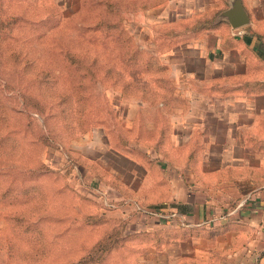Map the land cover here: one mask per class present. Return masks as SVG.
<instances>
[{
  "label": "rangeland",
  "instance_id": "1",
  "mask_svg": "<svg viewBox=\"0 0 264 264\" xmlns=\"http://www.w3.org/2000/svg\"><path fill=\"white\" fill-rule=\"evenodd\" d=\"M169 1L0 0V264H192L104 194L130 178L109 146L141 152V100L170 99Z\"/></svg>",
  "mask_w": 264,
  "mask_h": 264
},
{
  "label": "crops",
  "instance_id": "2",
  "mask_svg": "<svg viewBox=\"0 0 264 264\" xmlns=\"http://www.w3.org/2000/svg\"><path fill=\"white\" fill-rule=\"evenodd\" d=\"M202 1L158 8L170 99L141 100V152L109 146L130 178L112 167L103 193L141 207L143 247L191 242L180 258L192 264H264V0ZM234 5L247 24L230 23Z\"/></svg>",
  "mask_w": 264,
  "mask_h": 264
},
{
  "label": "water",
  "instance_id": "3",
  "mask_svg": "<svg viewBox=\"0 0 264 264\" xmlns=\"http://www.w3.org/2000/svg\"><path fill=\"white\" fill-rule=\"evenodd\" d=\"M228 19L234 27H240L249 22V18L242 7L234 5L232 11L228 13Z\"/></svg>",
  "mask_w": 264,
  "mask_h": 264
},
{
  "label": "trees",
  "instance_id": "4",
  "mask_svg": "<svg viewBox=\"0 0 264 264\" xmlns=\"http://www.w3.org/2000/svg\"><path fill=\"white\" fill-rule=\"evenodd\" d=\"M151 210H150V212L153 214V213H156V212H161L162 214L160 215V219L161 220H168V221H170L169 219H171V218H173L172 216L173 215H169V216H164V214H166V213H170V212H166V211H164L163 209H161L160 207H153V208H150ZM163 210V211H162Z\"/></svg>",
  "mask_w": 264,
  "mask_h": 264
}]
</instances>
